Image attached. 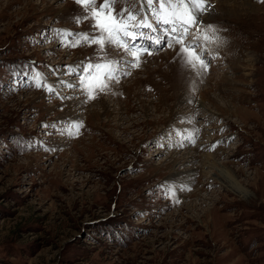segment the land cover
Wrapping results in <instances>:
<instances>
[{
  "label": "rangeland",
  "instance_id": "1",
  "mask_svg": "<svg viewBox=\"0 0 264 264\" xmlns=\"http://www.w3.org/2000/svg\"><path fill=\"white\" fill-rule=\"evenodd\" d=\"M210 3L207 70L164 48L89 101L75 0H0V264H264V3Z\"/></svg>",
  "mask_w": 264,
  "mask_h": 264
},
{
  "label": "snow or ice",
  "instance_id": "2",
  "mask_svg": "<svg viewBox=\"0 0 264 264\" xmlns=\"http://www.w3.org/2000/svg\"><path fill=\"white\" fill-rule=\"evenodd\" d=\"M119 2L120 0H75L83 14L74 16L73 20L78 27L87 23L90 31L55 30V38L61 47H94L97 59L94 61L88 58L86 63L82 61L75 66L66 65L64 75H74L76 83L58 80L60 84L68 88H80L89 101L95 100L98 94L110 91L111 81L119 83L118 74L131 75L125 69L139 68L144 62V55L150 56L153 51L176 46H179L177 57L187 66L193 70H207L209 63L206 45L222 43L215 36V29L211 25L207 27L212 35L207 32L197 35L200 26L204 24L203 15L212 7L210 0H139V11L132 7L117 9ZM261 2L264 3V0ZM32 77L35 87L55 92L54 87L47 85V78L43 73L36 71L32 73ZM42 127L55 128V125ZM81 127L82 123L72 121L70 128L64 132L77 136ZM185 138L195 142L190 137Z\"/></svg>",
  "mask_w": 264,
  "mask_h": 264
},
{
  "label": "bare ground",
  "instance_id": "3",
  "mask_svg": "<svg viewBox=\"0 0 264 264\" xmlns=\"http://www.w3.org/2000/svg\"><path fill=\"white\" fill-rule=\"evenodd\" d=\"M219 9V8H218ZM218 11V10H217ZM211 18V17H210ZM210 20V19H209ZM164 27H166V26H164ZM144 31H147V29H144ZM140 43H145V42H140ZM212 44H214V43H212ZM211 45V44H210ZM176 85V84H175ZM176 88V86L174 87L173 86V89H175ZM190 89V88H189ZM200 107H202V104H200L199 105ZM103 108H105V107H103ZM107 108V107H106ZM104 111H105V109H104ZM209 161V160H208ZM218 171H219V173L221 174V176L223 177V178H225L226 180L228 179V175H227V173H226V171L225 170H222V169H217Z\"/></svg>",
  "mask_w": 264,
  "mask_h": 264
}]
</instances>
